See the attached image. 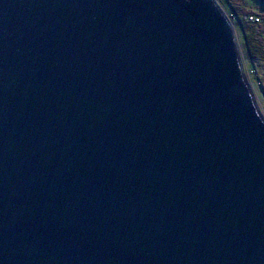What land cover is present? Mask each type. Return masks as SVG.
Masks as SVG:
<instances>
[{
  "label": "water",
  "instance_id": "obj_1",
  "mask_svg": "<svg viewBox=\"0 0 264 264\" xmlns=\"http://www.w3.org/2000/svg\"><path fill=\"white\" fill-rule=\"evenodd\" d=\"M0 264H264V116L216 0H0Z\"/></svg>",
  "mask_w": 264,
  "mask_h": 264
},
{
  "label": "trees",
  "instance_id": "obj_2",
  "mask_svg": "<svg viewBox=\"0 0 264 264\" xmlns=\"http://www.w3.org/2000/svg\"><path fill=\"white\" fill-rule=\"evenodd\" d=\"M230 9L239 36L242 60L250 67L252 77L264 95V0H222ZM247 2V3H246Z\"/></svg>",
  "mask_w": 264,
  "mask_h": 264
},
{
  "label": "rangeland",
  "instance_id": "obj_3",
  "mask_svg": "<svg viewBox=\"0 0 264 264\" xmlns=\"http://www.w3.org/2000/svg\"><path fill=\"white\" fill-rule=\"evenodd\" d=\"M221 1L222 0H216V2L223 9V11L227 14L228 18L231 20V22L233 24L235 37H236V41H237V45H238V49H239V54H240L239 41H238L239 40L238 39L239 36H238V33L236 31V28H235V24H234V21L236 20V17L231 15L232 13H230L231 11H230V9H228L229 7L227 5H224ZM240 57H241V55H240ZM241 62H242L243 69H244L245 75L247 77V80H248L249 85L251 87V90L253 91V95H254L256 104H257L259 110L261 111V113L264 116V95L262 94V92L258 88L257 81L251 75V73H254V71L253 70L250 71V69H249L250 67L247 65L246 62H244V60H242V58H241ZM261 81L264 82V79H262Z\"/></svg>",
  "mask_w": 264,
  "mask_h": 264
}]
</instances>
